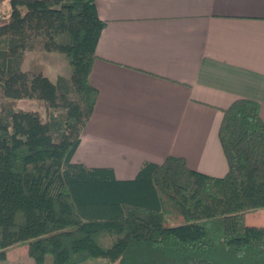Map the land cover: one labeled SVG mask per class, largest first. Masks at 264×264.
<instances>
[{
  "label": "trees",
  "instance_id": "1",
  "mask_svg": "<svg viewBox=\"0 0 264 264\" xmlns=\"http://www.w3.org/2000/svg\"><path fill=\"white\" fill-rule=\"evenodd\" d=\"M0 15V263L28 244L35 264H264V121L260 104L223 109L229 170L214 177L184 158L145 162L135 180L73 162L98 98L90 83L105 22L97 0H9ZM27 51L58 53L70 75L23 69ZM39 100L47 120L21 100ZM170 210H173L172 212ZM171 214L173 223L166 218Z\"/></svg>",
  "mask_w": 264,
  "mask_h": 264
},
{
  "label": "crops",
  "instance_id": "2",
  "mask_svg": "<svg viewBox=\"0 0 264 264\" xmlns=\"http://www.w3.org/2000/svg\"><path fill=\"white\" fill-rule=\"evenodd\" d=\"M96 6L105 22L90 74L98 98L73 162L133 181L145 162L176 156L192 170L225 176L222 110L253 100L264 121V0ZM245 220L264 227V209Z\"/></svg>",
  "mask_w": 264,
  "mask_h": 264
},
{
  "label": "rangeland",
  "instance_id": "3",
  "mask_svg": "<svg viewBox=\"0 0 264 264\" xmlns=\"http://www.w3.org/2000/svg\"><path fill=\"white\" fill-rule=\"evenodd\" d=\"M9 4V2H8ZM9 8L7 7V0H0V15L2 17H7V12ZM23 69L29 71H42L44 75L57 81L60 75L66 76L69 74L70 69L67 63L64 61L62 55L58 53H43L27 51L25 54ZM70 75V74H69ZM18 107L21 109H29L38 111L43 119L47 120V109L43 103L39 100H21L18 102ZM171 212L173 210H170ZM169 222L173 223L171 219V214L168 213L167 217ZM6 260L0 264H35L34 260L29 256L28 244L18 243L5 249ZM45 264H53L52 257L47 256ZM85 264H111L108 260L102 258H96L94 260L85 262Z\"/></svg>",
  "mask_w": 264,
  "mask_h": 264
}]
</instances>
